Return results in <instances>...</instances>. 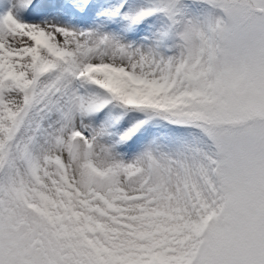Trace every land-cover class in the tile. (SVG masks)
<instances>
[{"label": "snow or ice", "instance_id": "obj_1", "mask_svg": "<svg viewBox=\"0 0 264 264\" xmlns=\"http://www.w3.org/2000/svg\"><path fill=\"white\" fill-rule=\"evenodd\" d=\"M0 264H264V0H0Z\"/></svg>", "mask_w": 264, "mask_h": 264}]
</instances>
